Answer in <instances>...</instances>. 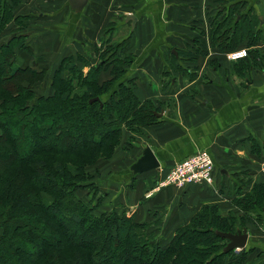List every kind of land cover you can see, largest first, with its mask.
I'll return each instance as SVG.
<instances>
[{"label": "crops", "instance_id": "obj_1", "mask_svg": "<svg viewBox=\"0 0 264 264\" xmlns=\"http://www.w3.org/2000/svg\"><path fill=\"white\" fill-rule=\"evenodd\" d=\"M30 1L21 0L14 15L35 18ZM45 3L43 17L48 21L44 22L50 25V34L58 38L63 34L61 49L69 51L64 57L84 55L94 46L99 62L103 49L113 43L106 44L109 37L115 41L122 33L116 43H126L118 53L133 61L114 84L132 83L136 98L159 108L161 115H155L157 121L144 127L140 136L124 131L122 145L131 139L135 144L93 167L98 186L108 185L109 201L100 211L121 206L135 223L161 225L164 247L202 206H215L222 217H243L237 201L254 184H264V57L232 61L229 52L250 46L241 41L231 48L213 44L208 22L212 13L206 11V0H88L79 14L68 7V0ZM128 16L135 17L133 26L126 22ZM2 36L0 44L13 37ZM256 49L264 54V43ZM20 52L16 60L21 65L37 62ZM112 54L104 59L113 60ZM111 78L110 68L98 75L99 83ZM146 146L158 158L159 170L130 174V166ZM202 150L214 164L211 186L158 187L176 163ZM251 216L253 222L244 227L247 255L241 264H264V206Z\"/></svg>", "mask_w": 264, "mask_h": 264}, {"label": "trees", "instance_id": "obj_2", "mask_svg": "<svg viewBox=\"0 0 264 264\" xmlns=\"http://www.w3.org/2000/svg\"><path fill=\"white\" fill-rule=\"evenodd\" d=\"M20 3L0 0V35L9 24L14 26L13 37L0 44V264H81L89 259L96 264L102 257L108 264L128 258L131 264L244 262V249L222 252L227 241L216 232L235 233L253 222L251 213L264 206V184H254L237 201L243 218L222 217L215 206H202L165 247L151 243L149 224L135 223L116 209L96 216L76 196L86 171L114 157L124 131L155 123L159 108L141 103L132 83H119L106 101L89 103L108 94L133 61L118 53L125 41L112 44L113 49L105 47L100 57L113 52L112 70L120 67L117 74L111 70L109 81H98L108 60L98 62L93 46L84 55L63 56L50 77V94L37 96L34 86L42 82L45 70H36L37 62L30 66L16 60L15 50L32 57V49L24 45L32 17L13 14ZM111 42L110 36L106 44ZM84 66L91 67L87 73ZM255 222L259 225L258 217ZM39 229L50 241L46 249L36 243ZM86 236L88 241L76 240ZM28 255L36 256L35 262L21 263Z\"/></svg>", "mask_w": 264, "mask_h": 264}, {"label": "rangeland", "instance_id": "obj_3", "mask_svg": "<svg viewBox=\"0 0 264 264\" xmlns=\"http://www.w3.org/2000/svg\"><path fill=\"white\" fill-rule=\"evenodd\" d=\"M46 0H31L30 3L32 4V7L29 9V11L33 14L36 15L35 20L31 23L30 27L28 28V30L24 33L26 35L25 40H24V45H27V47H30L32 49V56H34V60H37L38 64L36 66V70H45V77L42 80L41 83L36 84L35 87V91L37 96H47V94L49 93V85L51 84L52 81L49 82V78L52 77V73L57 65V63L59 62L60 58H62L64 56V54L68 53L69 51H66L65 49H61L62 47V40L64 39L63 34L59 35V38L54 36L53 33H49L48 31H50V25H47L44 21H48L46 20V18L43 17L44 13L46 12L45 9H43V4L45 3ZM54 8H58V7H54ZM28 9H25V11ZM18 12V11H17ZM13 14H14V10H13ZM14 27L12 24H9L6 28V33H4L3 37L5 40L9 39L11 37V28ZM41 31V32H40ZM27 33L29 34V36L27 37ZM47 35V36H44ZM120 36H122V33L117 34V36H115V41L112 40V44L115 45V43L117 42L116 40H121ZM3 42H5L3 40ZM44 44V45H42ZM112 47H115L113 45L108 46V48L113 49ZM123 51V49H121ZM16 53L19 55L21 52L18 50H15ZM87 51H90V49H88ZM106 51V48H104V50L102 51L103 53ZM100 54L99 56L103 55ZM105 54V53H104ZM258 54V53H257ZM253 56H256L255 54H253ZM261 56V55H260ZM264 57V55H262ZM96 60L98 61V57L95 56ZM105 58V57H104ZM104 58H99V61L104 60ZM108 62L106 64H104V67L102 68L103 70L108 71V69L110 68L112 70V67L115 64H111L112 60L111 59H107ZM96 64L98 62H95ZM31 66V65H30ZM43 67H45L46 69H42ZM107 67H109L107 69ZM91 67L89 66H84L82 71L86 72L90 69ZM97 68V66H96ZM106 68V69H105ZM119 66H115V68H113V72L112 74H117V69L119 71ZM87 69V70H85ZM101 69V71H103ZM123 79V75L118 79V80H122ZM120 83V82H119ZM118 85V84H117ZM116 84L113 85V87H111L110 92L106 95H103L100 100L102 101H106L108 99L109 94L111 95L113 93V89H115L117 87ZM142 134V130L140 129H136L133 131L132 135H138L140 136ZM123 138L124 136L122 135L121 137V143L120 145H118L117 148V152H120L119 155L121 154V151L123 153V151L125 152L126 149L130 148L133 146V144H135V140L131 139L130 141L127 140V142H124V145H122L123 143ZM121 148H123V150H121ZM115 153V154H116ZM117 155H114V157ZM114 157H112L111 159H113ZM56 160L62 161L64 160V158H56ZM107 161V160H104ZM103 160H100V162H104ZM102 169V168H101ZM105 170V169H104ZM87 172L86 177L84 178V180L79 183V187L76 189V196L84 203L86 204V206H88L90 209H93V214L96 216H99L100 209H98L99 207H106L107 202L109 201V198L106 197L105 193H107L106 191V186L103 187L104 183H102L101 185L98 186V182H100L96 176L95 171L93 170V168H89ZM98 173V171H96ZM110 172V171H107ZM100 175V174H99ZM92 176V177H91ZM121 175L118 174L117 175V179L120 177ZM105 182H108V180H105ZM109 183V182H108ZM84 186V187H83ZM96 187L98 188L97 190V194L96 191H94V189H96ZM98 211V213H97ZM120 216L124 215L125 212L123 211L122 207L119 206L116 208L115 210ZM109 212V211H108ZM107 213V212H106ZM243 218V217H242ZM245 219V218H244ZM162 226L161 225H149L148 228H146V233H150L153 236V239H151V243L152 244H158L161 245L162 241ZM44 229H39V233H41L39 235L40 239H38L36 241V243L39 245L40 249H46V247L48 248V245L50 243V241L48 240L47 236H42V232H44ZM93 239V238H91ZM76 240H82V241H88L89 237H77ZM162 246V245H161ZM219 246V245H218ZM224 249V248H223ZM223 252V250H222ZM240 252V251H239ZM234 252L236 254L239 253ZM36 256H24L21 260V263H31V262H35ZM96 264H108L107 259L104 257L99 258L98 260L95 261ZM132 260L130 258L125 259V260H120L118 262H113L109 264H131ZM81 264H94V261L89 259V260H82Z\"/></svg>", "mask_w": 264, "mask_h": 264}, {"label": "flooded vegetation", "instance_id": "obj_4", "mask_svg": "<svg viewBox=\"0 0 264 264\" xmlns=\"http://www.w3.org/2000/svg\"><path fill=\"white\" fill-rule=\"evenodd\" d=\"M206 11L212 13L208 22L212 40L216 41L213 44L231 48L241 41L250 46L229 52V58L241 50L246 51L244 58L263 57L256 47L259 42L264 43V0H206Z\"/></svg>", "mask_w": 264, "mask_h": 264}, {"label": "built area", "instance_id": "obj_5", "mask_svg": "<svg viewBox=\"0 0 264 264\" xmlns=\"http://www.w3.org/2000/svg\"><path fill=\"white\" fill-rule=\"evenodd\" d=\"M246 56V51L241 50L230 55L232 60H239ZM214 179V164L206 151H199L194 155L176 163L159 182V186H172L184 188L187 185L206 184L212 185Z\"/></svg>", "mask_w": 264, "mask_h": 264}, {"label": "water", "instance_id": "obj_6", "mask_svg": "<svg viewBox=\"0 0 264 264\" xmlns=\"http://www.w3.org/2000/svg\"><path fill=\"white\" fill-rule=\"evenodd\" d=\"M88 0H68V7L72 10V12L78 14L80 13L83 8L87 5ZM126 22L131 21V25L133 26L135 22L134 16H128ZM93 102H100L99 98H94L89 101V103ZM101 105V104H100ZM155 115L161 117L160 114L154 112ZM158 158L155 157L154 153L152 152L149 146H146L143 151L141 157L130 166L129 171L132 175H139L143 174L144 172H148L151 170H159V162ZM216 235L227 241L226 246L223 249V253L228 252H239L243 250L247 245L248 233L245 228L237 229L235 233H225V232H216Z\"/></svg>", "mask_w": 264, "mask_h": 264}]
</instances>
